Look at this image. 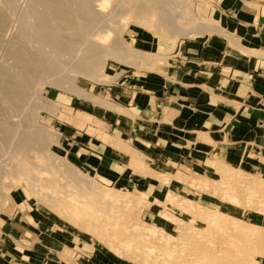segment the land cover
<instances>
[{
    "label": "rangeland",
    "instance_id": "1",
    "mask_svg": "<svg viewBox=\"0 0 264 264\" xmlns=\"http://www.w3.org/2000/svg\"><path fill=\"white\" fill-rule=\"evenodd\" d=\"M25 1H12L9 6L12 9H9L8 6L6 7L5 4H1L2 2L0 3L1 8L5 5L4 8L6 9H2L7 11V18L9 17L1 37L3 41L0 43L2 45H0V66L5 64V66L2 67L7 69L10 68L9 70L12 71V73H9V70L5 71L11 78L15 75V77H18V75L20 76V74H23L20 76L21 79L28 80L27 78H30V82V72L22 66L23 63L17 61L16 58L12 59V56L8 54L10 49L11 51H17L16 47L19 46V44L22 45V48H26H23V50L20 48L21 46H19L17 47L18 50H23V53L28 49L32 53L29 51L25 52H29L30 55L35 54L34 52L36 51L34 50L39 47L37 43L32 42L31 44L33 47L29 43L32 39L26 34V32H28L29 35L28 30L25 32L19 30L21 25L26 24V27H30L33 22L31 17L28 18L29 2L28 0ZM91 1H94L92 5H96L95 2H97V0ZM119 1L120 0H111L110 5L105 10L106 15L110 14L112 7L117 5L116 3ZM163 5L165 6L161 7L162 5H159L160 8H164L170 16L162 13L164 21L161 22L159 20L161 16L159 17L158 15L157 7L149 9L142 19L139 18V21L133 17L131 8L127 6V4H123V9H118L119 13L117 11V16L105 21V24L112 30L111 33L109 32L111 38L109 35L107 42L102 41L101 38L98 39V42L108 47V49L113 46L114 42L117 43L115 41L116 38H118L121 45H119V47H113L115 50L110 48L107 52L108 56L105 55L101 57V60L104 59V61L99 65L100 67L97 66L92 69L95 73L92 70L84 73L75 72L73 71L74 69L64 64L62 65L64 68L61 67L62 69H58L59 74L58 72L56 73V75H60L59 80L55 74H39L42 81L39 80L40 78H36L35 81L32 80V83L30 82L27 85L24 84L25 95L27 96L26 102L23 104L24 110H19L22 116H20L19 113L17 114V112H10L8 107L9 104L7 103L5 105L3 102V107L1 103L4 101V94L3 91L0 90V115L3 114L0 116V124L2 121L8 122L10 120L12 124L15 122L13 125L17 124L18 126L21 124L20 121L32 115L30 117L32 121L43 128L47 133L49 147L47 146L48 149L45 151V154L54 156V158H56L55 160H57L54 163L53 160H47L45 157L41 156L42 152L36 150V152L31 151L30 155L32 158L30 161L34 160L32 162L41 165V168H38L40 174L44 171V174L41 175V179L33 181L31 176L27 177L15 174L13 173L14 171H11V173L9 172V174L5 176L0 175L1 193L4 195V200H0V236L8 231V226L14 225L17 227H31V229H35L38 233L34 237H31V245L29 247L27 246V248L22 251L25 252L22 257L24 263L32 264L33 262L38 263L51 259L56 260L57 254L62 253L63 246H72L78 251L77 244L84 243L88 245L93 244L95 246L96 251L102 256H96L100 264H206L207 258L203 260L202 257H197L203 260L202 262L201 260L197 262L196 260L198 259L192 257L189 253L187 246L195 239L193 238V241H189L190 243L188 244L186 239L184 240L182 238L183 242L186 241V244L183 243L179 237V227L174 224V222H165L160 218L161 213L167 212L165 210L168 208H164L166 206L164 200H166L165 198L169 195L185 200L188 204L187 208L190 213L194 212V214L198 213V215L203 214V220H199V216L197 215L196 221L192 218L193 216L184 215L181 212L179 213L176 209L172 208L169 210L171 214H173L174 219L180 220L187 228L192 229H190V231H192L191 233H193L192 236H195L197 241L199 239L202 243L205 240L204 242H207L206 244L212 242L210 243L212 246H209L208 249L214 253V255L212 254V258L215 256V260L211 258L210 262L213 260L216 262L220 260L221 262L222 258H218L219 260L216 258L223 254L221 257H231L233 260L236 259L240 263L242 262V264H264V247L262 248L264 244L256 242L255 245V242H248L237 236L234 231L235 222L240 221L245 227L255 226L264 232V177L250 171L246 166L233 162V164L217 165L214 169L202 172L184 170L185 173L176 171L173 175L160 174V172L157 171V166L153 168L148 164L144 155L139 151H135L128 142H125L123 139V141H109L110 143H114L113 149L119 153L121 171L126 169L127 172H138L139 175L153 179L154 182L159 181L163 184H168L174 179L178 183L185 185V189L182 192L173 193L172 191L166 190L163 194L155 193L149 198L147 195L140 192L138 193L136 191L114 187L108 182L98 179L94 175L82 172L77 163L68 157L64 145H62L61 134L66 127H73L80 130L82 135L86 133L102 141L101 138L104 136L103 134L106 130L103 124L104 121H112L115 115L114 112H116L117 115L124 114L123 109L117 107L109 96L111 85L114 84L115 80L120 75L129 70L155 73L158 71L159 66H168L171 52L175 46L179 44L184 46L185 42L190 41H199L200 44L206 45L207 42L211 43V38H218L220 36V32L216 30L218 24L215 23L212 15H210L212 8L210 0H171L170 3H163ZM65 6H69L65 9L70 12L72 11L75 16L77 13L76 10H78L76 9L77 6ZM37 8L42 9L40 6H37ZM91 8L95 10V7L91 6ZM7 9L14 12L17 10V13L13 12V16L12 11L8 12ZM25 10H27L26 12L28 14L25 13ZM123 10L125 15L121 14ZM8 13L12 16H9ZM20 16L22 18H20ZM80 19L81 18H77V26L83 21ZM9 20L11 21L9 22ZM78 20L79 23H77ZM83 23H85V26ZM169 23H172L173 28H175V34L173 35L167 33L169 30L167 29ZM81 24L83 27L88 28L89 31L90 29L93 31L96 26V24L88 23L86 20ZM78 27L79 29L83 28L81 25ZM11 32H13V34ZM18 34L22 35L26 40L22 39L23 37L21 36L19 41L18 39L20 36ZM9 35L10 41H8ZM129 39L132 40L133 43H130ZM15 40H18L20 43H15L16 45H13ZM21 40H25L27 44L26 42L23 43L24 41L21 42ZM23 44H25V46ZM34 44L35 46L37 45L36 48ZM4 46L10 49L5 51L6 49ZM120 46L122 48H120ZM40 49L39 47V51ZM42 49L41 51H43L45 55L49 54L47 53V51H49L48 48ZM4 54L6 56L8 55L7 57L10 58L8 59ZM34 58L36 59L35 56ZM50 59L49 57V61L51 62ZM46 60L48 62V58H46ZM19 62L22 65H19ZM16 65L19 66L16 67ZM22 69L26 70L23 71ZM98 69L100 70L98 71ZM21 70L23 71L22 73ZM15 71L18 72L16 73ZM89 73L91 75H88ZM99 73L102 75H99ZM69 77H72V79H68ZM49 78L52 79L48 81L47 79ZM56 81L59 83H54ZM65 81H68V83ZM27 101L29 102L27 103ZM32 101H34L35 104ZM44 104L47 106V109ZM36 106L38 108H36ZM5 108H8L7 110L10 113L7 112ZM25 110H27V112H25ZM16 115L20 116L21 120L20 118L18 120ZM6 117L8 121H5L7 119ZM20 127L22 128L23 126ZM21 128H18L19 131ZM1 138L2 135H0V156L2 157L4 151L7 149L5 153L9 152V149L6 143L1 145ZM109 142L106 144L112 147ZM129 153L132 154V156L130 155V159L129 156H127ZM15 157L13 159L10 158L14 164H18L23 160L20 156H18V159ZM66 165L75 173L74 176L80 183L79 186L70 184L71 182H69V179L68 181L67 179H62L61 174L67 168ZM64 177L66 178L65 175ZM86 187H89L90 191H87L88 188L86 189ZM54 197L60 199L63 204H77L66 208L64 211L65 213H63L58 207L60 203L53 202V206L50 207L47 205V202L50 201L49 199ZM86 197L88 199H84ZM163 204L165 205L159 206ZM107 208H109V213L106 211ZM135 226L139 229L151 228V230L156 232V235L158 233L168 234L172 236L173 243L166 244L163 240H160L158 236L151 237L149 240L146 237L144 238L139 232H135V234L132 235L130 229ZM225 233L227 236H232V240L236 239V242H238L239 239L242 241L237 243V247L234 248L232 245L225 242ZM191 239L192 238H190V240ZM9 241L11 243L16 242L13 237ZM251 244L252 246H250ZM146 246L148 248L152 247L153 251H155L154 254L151 253V255H149L150 257L147 256L146 251L148 248ZM243 249L246 250V252ZM241 251L243 252L241 253ZM2 256L0 255V258H2ZM15 256L18 259V254L15 253ZM2 263L3 262L0 260V264ZM72 264L80 263L72 261Z\"/></svg>",
    "mask_w": 264,
    "mask_h": 264
},
{
    "label": "crops",
    "instance_id": "2",
    "mask_svg": "<svg viewBox=\"0 0 264 264\" xmlns=\"http://www.w3.org/2000/svg\"><path fill=\"white\" fill-rule=\"evenodd\" d=\"M210 2L220 36L206 45L190 41L175 46L168 66L155 73L120 75L109 96L124 114L114 112L112 121H104L102 141L65 128L62 145L82 172L149 198L185 189L174 179L163 184L121 171L119 153L109 141L123 139L160 174L202 172L236 162L264 177V0ZM36 234L31 227L8 226L0 236L2 264H26L22 251ZM77 248L63 246L56 260L32 264H100L93 244Z\"/></svg>",
    "mask_w": 264,
    "mask_h": 264
},
{
    "label": "bare ground",
    "instance_id": "3",
    "mask_svg": "<svg viewBox=\"0 0 264 264\" xmlns=\"http://www.w3.org/2000/svg\"><path fill=\"white\" fill-rule=\"evenodd\" d=\"M12 1H14V0H0V3L2 2L1 4H5L6 7L8 6L9 9H12V8L9 7L11 5L10 3ZM23 1H25V0H23ZM170 1L171 0H127V1L120 0L119 2L116 3L117 5L112 7V9L110 11V14L106 15L105 10L110 5L111 0H97V2H95L96 5L95 4L92 5L94 1H91V0H28V2H29L28 3V5H29L28 13L30 15V16L28 15V18L31 17L33 19V22H32L30 27H26L25 26L26 24H25V25H21L20 29L19 28L18 29L21 30L22 32L23 31L25 32V31L28 30L29 31V35H28V32H26V34H27V36H30L31 39L33 40L32 41L30 39L31 42H29V43L30 44L32 42L33 43H37V45L41 49L39 51V47L36 48L37 45L35 46V44H34V47L36 49L34 48L35 50L34 49L33 50L36 51L37 53L34 52L35 54H31L30 55L29 52H31V51L28 50V49L25 50V51H29V52H25L24 51L22 53V51L26 47L25 48L23 47L24 48L23 49L22 45L19 44V46H21L20 48H22L23 50H20V49L18 50L17 47H19V46L16 47L17 51H11V49L9 48L10 51L8 52V54H9V56H12V59L16 58L17 61H20L21 63H23V65H22L19 62V65L24 66L27 69V71L30 72L29 76L31 77V81H30L31 83H32V80L35 81L36 78H40L39 74L40 75L41 74H45V75H53V74H55L56 75V73L58 72L59 68H61V67L64 68L62 66L64 64L67 65L68 67H71L72 69H74L73 71H75V72L84 73L86 71H90L93 68L101 65L102 62L104 61L103 58H102L103 60H101V57L107 55L108 54L107 52L109 51L110 48L115 50L113 47H119V45H121V43H119V41H118V38H116L115 41L117 43L114 42L113 46H111L108 49V47L103 46L100 42H98V39L101 38L102 41H106L107 42V39L109 38V35H110L112 30H110L109 27L105 24V21L108 20L109 18L117 16V14L119 13L118 9H120V8L123 9V7H122L123 4H125V5L127 4V6H129L131 8V12L133 14V17L135 19L139 20V21L148 12L149 9H153L154 7H157L158 15H159V17L161 16V19H159V20L162 22V21H164L163 20L164 18H162L163 17L162 13L163 14L165 13V15H167V16H170V14L167 11H165L164 8L163 9L160 8L159 5H162L161 7H164L165 5H163V3L164 4H168V3H170ZM14 3H16V2H14ZM5 5H4V7H5ZM65 5H72V6L75 5V6L78 7V8L76 7V9H78V10H76L77 13L75 14V16L73 15L74 13H72V11L70 12V11L65 9L67 7ZM37 6L38 7L39 6L42 7V9L37 8ZM91 6L95 7V10L92 9ZM4 7H2V8H4ZM18 7H19V5H18ZM2 8L0 6V43H1V41H3V39L1 38L2 37V33L4 31V28L6 27V23H7V20L9 18V17L7 18V14H6L7 11H4ZM24 8H25V6H24ZM4 9H6V8H4ZM19 10H20V8H19ZM21 10H22V8H21ZM9 11L11 12L12 10H8V12ZM26 11L27 10H25V13H27ZM117 11H118V13H117ZM13 12L14 11H12V13ZM15 12L17 13V10ZM12 13H10V14H12ZM14 13L12 14L13 16H14ZM121 14L125 15L124 14V10L122 11ZM8 15H9V13H8ZM12 15H9V16H12ZM25 16H26V14H25ZM13 18H12V20H13ZM20 18H22V17L20 16ZM31 18H30V20L32 21ZM77 18H81L83 20V21L80 22V24H78V26L81 25L83 27V25L81 23L84 22V20H86L88 23L90 22V23L96 24L94 30L91 31V29H90V31H89L88 28H85V27H83V28L80 27L81 29H79V27L76 24ZM30 20H29V22H30ZM10 21L11 20H9V22ZM77 23H79V20H78ZM18 24H20V23H18ZM23 24H24V22H23ZM83 24L85 26V23H83ZM18 27H19V25H18ZM167 29H169L167 31V33H169V35L175 34V28H173V24L172 23L168 24ZM13 32H11V33L13 34ZM5 34H7V33H5ZM19 36H20V38L18 40L20 41L22 35H19ZM6 37H7V35H6ZM17 38H18V36H17ZM110 38H111V35H110ZM22 39H25V38L23 37ZM10 40L11 39H10V35H9V40L8 41H10ZM18 40H15L13 45L15 43H20V42H18ZM25 40H23L24 42L21 40V42L25 43L26 42ZM99 41H101V40H99ZM3 43L6 44L5 42H3ZM7 43H9V42H7ZM26 44H27V42H26ZM104 44H105V42H104ZM23 45L25 46V44H23ZM4 47L6 49L5 51L9 50V49L6 48V46H4ZM8 47H10V46H8ZM32 47H33V45H32ZM42 48H48L49 51H47V53H49V54L45 55V53L43 51H41V50H43ZM120 48H122V47L120 46ZM36 55H38L39 57L36 56ZM34 56L36 57V59L34 58ZM49 57L51 58L50 60H51L52 63L49 61ZM46 58H48V62H47ZM17 61H15V62H17ZM2 66H5V64L2 65ZM2 66H0L1 67L0 68V90L3 91L4 97L3 96L2 97L4 98V101H2L1 104L3 105V102H4L5 105H6V103L9 104V106L8 105L7 106L9 107L10 112H15V113L17 112V114H18L19 110L24 108L23 104H24V102H26L25 100H26V96H27V95H25L26 93H25L24 84L27 85L28 83H30L29 82L30 78H27L28 80H25L23 78L24 80H22L20 76L23 75V74H20V76L18 75V77H15L16 75L15 76L12 75L15 78L14 77L11 78L9 76V74L6 72L10 68L7 69V68H4ZM18 66L16 65V67H18ZM26 69H24V70H26ZM22 70H21V73L24 71V70L23 71ZM99 70L100 69H98V71ZM98 71H96V72H98ZM10 72L12 73V71L9 70V73ZM93 72L95 73V71H93ZM61 73H63V72H61ZM100 73H99V75H102ZM58 74H59V72H58ZM58 74L56 76L58 77V80H59L60 79L59 78L60 75H58ZM88 75H91V74L89 73ZM51 79L49 78L47 80L49 81ZM68 79H72V77L71 78L69 77ZM39 80H41V78ZM52 81H54V80H52ZM68 81H65V82L68 83ZM37 82H39V81H37ZM33 83H35V82H33ZM54 83L58 84L59 82L56 81ZM34 87H35V85H34ZM27 88H26V91H27ZM27 94H28V92H27ZM29 94H31V93H29ZM29 96H34V95H29ZM0 100H1V98H0ZM28 102L29 101H27V103ZM32 102L35 104L34 101H32ZM3 107H4V105H3ZM25 107H26V103H25ZM30 107H32V106H30ZM36 108H38V107L36 106ZM45 108L47 109V106ZM0 109H1V107H0ZM5 109L7 110L8 108H5ZM3 112H4V110H3ZM7 112H9V111L7 110ZM25 112H27V110H25ZM5 113H4V115H5ZM21 113H22V111H21ZM1 115H3V114H1ZM11 115H13V114H11ZM19 115H20V113H19ZM20 116H22V114ZM20 116H17L18 120H19ZM31 116H28L24 120L22 119L23 121H20L21 122L20 125L17 126V124H15L17 128L15 127V125H13L15 122L12 124L10 122V120L8 121L7 117H6L7 119L5 121H8V122H3V121H2L3 123L1 122V124H0V135H2V138H1L2 144L1 145L6 143L7 148L9 149V152L5 153V151H7V149L5 150V149L1 148L2 150H5V151H4V154L2 153L3 156L2 157L0 156V175L5 176V175H8L9 172L11 173V171H14L13 173H15V174H20L22 176H27V177L31 176L33 181L41 179V175L44 174L43 173L44 171L42 172V170H41L42 173L41 174L39 173V171H40L39 169L41 168L40 167L41 165L36 164L35 162H32L34 160L30 161V159L32 158V156L30 155V152L31 151L33 152L35 150L42 152L41 156L45 157L47 160H53L54 163L57 161V160H55L56 158H54V156L45 154L46 153L45 151H47V149H48L47 148V146H48L47 133H46V131L43 128L39 127L38 125H36V123L34 121H32V119L30 118ZM23 117H24V115H23ZM20 120H21V118H20ZM20 126H23V127L21 128ZM18 128H21L20 131H19ZM22 129H24V130H22ZM48 153H49V151H48ZM15 156L17 157V159H18V156H20L21 159H23V160L21 162H19L18 164H14L13 161L10 158L13 159ZM61 166H63V165H61ZM66 167H67V165H66ZM63 168H65V167H63ZM74 174L75 173L71 169H69L67 167L65 169V171H63V173L61 174V177H62V179H67V181L69 179V182H71L70 184H75L76 186H79L80 183L75 178ZM64 175L66 176V178L64 177ZM87 188H88L87 191H90L89 187H86V189ZM3 197H4V195H3V193H1V187H0V200H4ZM84 199H88V198L86 197ZM165 199L166 200H164V202H165L166 206L164 208H168V209L165 210L167 212L160 214V218L162 220H164L165 222H169V223L174 222V224H176L179 227V237L181 238V240H182V238L184 240L186 239L187 243L189 244L191 241H193V238H194L195 240L192 242L193 244L191 243L192 245L191 244L188 245V246L185 245V246L188 247L190 255L192 257H195V258L202 257L203 260H204V258L205 259L207 258L206 260L209 263L211 258H212V254L214 255V253H212L211 250L208 249L209 246H212V244L210 245V243H212V242L209 241L210 243L206 244L207 242L205 243L204 242L205 240L204 241L201 240V241L204 242V244H203V242L201 243L199 241V239L197 241L196 240L197 238L195 236H192L193 233H191L192 231H190L191 228L190 229L187 228L185 226V224L181 223L180 220L178 221V220L174 219L173 214H171V212L169 210L172 209V208L176 209V211L179 212V213L181 212L184 215L193 216L192 218H194V220H196V221H197V217L198 216H199L198 217L199 220H203V214L198 215V213L197 214H194V212L190 213L189 209L187 208V205H188L187 202L185 200H181L180 198L168 195V197L165 198ZM49 200L50 201L47 202L48 203L47 205L49 207L53 206L52 205L53 202L54 203H60L61 206L59 204H57V205H59L58 207H59L60 211H62L63 213H65L64 211L66 210V208L75 206V204H77V203L63 204V203H61V200L56 198V197H54L52 199L50 198ZM57 201H59V202H57ZM165 204L159 205V206H164ZM106 211L109 213V208H107ZM208 224H209V222H208ZM216 227H218V226H216ZM130 230H131V234L132 235L135 234V232H139L144 238L146 237V238L149 239L151 237L153 238L155 236H158L159 239L163 240V242L166 243V244L173 243L172 236H170L168 234H163V233H158L159 235L158 234L156 235L155 234L156 232L154 230H151V228L139 229L137 226H135L134 228H132ZM234 231L236 232L237 236L241 237L242 239H244V240H246L248 242H252V243L255 242V245H256V242L264 244V232H262L261 230H259V228L255 227V226H246L245 227V226L242 225V223H240V221H238V222L236 221L235 224H234ZM187 238H188V240H187ZM190 238H192V239L190 240ZM186 241L183 242V240H182V242L185 243V244H186ZM240 241H242V240L239 239V241L236 242V239L232 240V236H227V234H226V241L225 242L227 244L232 245L234 248L237 247V243H239ZM174 242H175V240H174ZM242 244H244V243H242ZM255 245H253V246H255ZM147 246H149V245H147ZM250 246H252V244ZM263 247L264 246H262V248ZM244 251L246 252V250H244ZM242 252L243 251H241V253ZM146 253H147V256H149V255H151V253L154 254L155 251H153L152 247H149L148 250L146 251ZM155 255H157V254H155ZM221 255H223V254H221ZM221 255H220V257L216 258L217 260L222 258L221 262H220V260L217 261V262L214 261L215 260V256H214L212 258L214 260L211 261L209 264H242V262L240 263L236 259L233 260L231 257L229 258V257H226V256L225 257H223V256L221 257ZM217 256H219V255H217ZM180 260H181V258H180ZM200 260L201 259L199 258L196 261L199 262ZM203 260H201V262ZM207 262H206V264H208ZM243 263H244V261H243Z\"/></svg>",
    "mask_w": 264,
    "mask_h": 264
}]
</instances>
